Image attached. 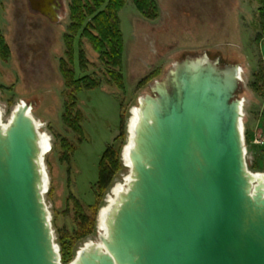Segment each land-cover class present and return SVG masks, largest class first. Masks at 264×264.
Instances as JSON below:
<instances>
[{"label": "water", "instance_id": "95a60500", "mask_svg": "<svg viewBox=\"0 0 264 264\" xmlns=\"http://www.w3.org/2000/svg\"><path fill=\"white\" fill-rule=\"evenodd\" d=\"M59 23L57 0H29ZM241 68L208 55L177 63L139 103L131 181L100 244L73 264H264V181L248 171ZM38 125L0 111V264H62L45 203Z\"/></svg>", "mask_w": 264, "mask_h": 264}, {"label": "rangeland", "instance_id": "374dc122", "mask_svg": "<svg viewBox=\"0 0 264 264\" xmlns=\"http://www.w3.org/2000/svg\"><path fill=\"white\" fill-rule=\"evenodd\" d=\"M59 23L33 12L29 0H0V35L9 47L0 54V111L8 125L21 103L31 107L39 134L51 141L44 155L47 176L45 203L51 215L55 243L63 263V247L73 264L88 244L99 245L104 235L100 213L118 186L128 187L131 167L124 152L129 125L139 101L153 96L155 83H163L173 67L186 58L208 55L220 65L241 68L243 133L248 171L264 175V35L261 5L257 0H156L159 19L147 20L129 1L120 12L124 37L125 91L109 83L108 70L86 39L76 38L74 69L77 79L92 78L101 87L78 93L77 110L84 116L81 137L65 123L67 89L60 72L67 60L64 38L70 25V0H62ZM88 61L83 71L79 54ZM121 117L123 121H121ZM76 147L66 159L64 146ZM109 146L118 153L119 171L103 196L97 195L100 162ZM68 156V155H67ZM99 197V198H98ZM79 206L96 220L93 235L72 244L78 232Z\"/></svg>", "mask_w": 264, "mask_h": 264}, {"label": "trees", "instance_id": "16d2710c", "mask_svg": "<svg viewBox=\"0 0 264 264\" xmlns=\"http://www.w3.org/2000/svg\"><path fill=\"white\" fill-rule=\"evenodd\" d=\"M130 0H70V25L68 33L64 38L67 60H62L60 72L65 81L67 89L65 123L69 130L83 137L84 116L77 110L78 93L94 90L101 87V83L92 78L77 79L74 69V44L76 38L86 39L94 51L99 55L101 63L108 70L107 77L111 85L119 90L125 91V81L123 76L124 67V37L121 29L120 12L125 8ZM137 10L147 20L156 21L159 19V6L156 0H131ZM261 5L260 14L264 35V0H257ZM0 54L8 56L9 47L0 35ZM80 66L83 71L87 68L88 61L83 50L79 54ZM258 81L264 85V72L257 76ZM121 121L123 118L121 117ZM69 145V144H68ZM66 159L73 156L77 149L72 146H64ZM68 155V156H67ZM118 153L115 147L109 146L103 154L100 162L99 182L97 195L103 196L111 187L116 173L119 171ZM98 197V198H99ZM79 224L75 240H71V246L79 240H84L95 233L96 220L90 217L79 206L77 212ZM73 244V245H72ZM74 247V246H73ZM69 250L63 247V263L71 259Z\"/></svg>", "mask_w": 264, "mask_h": 264}, {"label": "bare ground", "instance_id": "6f19581e", "mask_svg": "<svg viewBox=\"0 0 264 264\" xmlns=\"http://www.w3.org/2000/svg\"><path fill=\"white\" fill-rule=\"evenodd\" d=\"M138 122H139V108H135V109H133L132 117H131V121H130V125H129V143H128L127 147L125 148V152H124V159H125V162L129 165V168L131 166L129 163L128 154H129L130 149L133 146L134 131L138 125ZM3 126L6 127V125H4V124H3ZM38 130H39V125H38ZM40 137H41V143L43 145V153H44V155H46L47 153H49L51 151V141H50L49 137H47L44 134H40ZM255 178L259 181H264V175L258 174L255 176ZM130 181H131V178H129V182ZM127 189L128 188H124L123 186L116 187L114 189V192H113L114 196L110 199L108 206H106L105 208L102 209V211L100 213V225L102 227V231L106 232L105 223H106L107 217H108L109 213L111 212L112 207L116 205V201H117L118 197L120 196V194L126 192ZM91 245L92 244H88L86 247H91Z\"/></svg>", "mask_w": 264, "mask_h": 264}, {"label": "flooded vegetation", "instance_id": "af4514ba", "mask_svg": "<svg viewBox=\"0 0 264 264\" xmlns=\"http://www.w3.org/2000/svg\"><path fill=\"white\" fill-rule=\"evenodd\" d=\"M57 3H58L59 5H61V6H60V11H61V10L64 11V3H63V1H62V0H57Z\"/></svg>", "mask_w": 264, "mask_h": 264}]
</instances>
